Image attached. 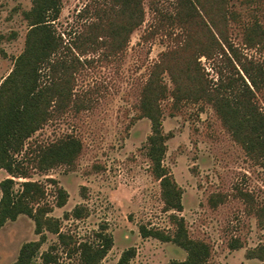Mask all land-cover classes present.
Returning <instances> with one entry per match:
<instances>
[{
  "label": "rangeland",
  "instance_id": "374dc122",
  "mask_svg": "<svg viewBox=\"0 0 264 264\" xmlns=\"http://www.w3.org/2000/svg\"><path fill=\"white\" fill-rule=\"evenodd\" d=\"M105 1L61 0L53 28L70 43L82 24L93 19L95 7ZM142 6L144 22L132 32L121 54L107 59L87 56L94 62L81 69L74 89L80 97L87 92V108L79 113L68 111L25 143L27 153L29 145L72 134L83 145L74 166L32 170L29 179L46 185L48 201H53V187L46 184L47 179L67 192L66 204L50 214L61 220L63 232L89 241L101 227L106 228L113 247L100 264H116L122 251L130 247L135 256L129 264L185 260L186 252L175 244L139 235L140 226L172 235L173 213L184 219L191 239L210 245L213 264H264L245 257L246 251L264 245V227L258 226L255 216L256 209L264 207V159L240 146L207 104L184 103L174 111L170 101L161 104L162 132L168 135L162 165L181 188L182 204L180 213L165 210L159 182L146 156L150 122L140 116L138 102L153 64L182 38L176 22L179 0H142ZM31 7L32 0H0V83L24 50L29 26L23 13ZM227 8L234 15L223 29L226 36L243 56L264 67V48L247 47L242 30L243 25L254 24L264 29V0H228ZM199 62L208 78L215 80L210 62L205 58ZM162 76L171 89L168 76ZM257 106L264 111V95H257ZM5 178L7 173L1 170L0 181ZM245 193L250 199L243 197ZM211 197L223 202L212 208ZM77 205L86 208L87 217L64 219ZM37 239L30 218L19 216L7 222L0 230V264L14 262L21 245ZM56 242V236L47 234L41 252ZM230 244L241 247L232 250Z\"/></svg>",
  "mask_w": 264,
  "mask_h": 264
},
{
  "label": "trees",
  "instance_id": "16d2710c",
  "mask_svg": "<svg viewBox=\"0 0 264 264\" xmlns=\"http://www.w3.org/2000/svg\"><path fill=\"white\" fill-rule=\"evenodd\" d=\"M60 2L32 0L31 9L23 13L29 26L24 50L0 83V170L8 175L0 181V229L7 222L26 216L33 221L34 234L38 236L21 245L11 264H100L113 247V238L105 233V227L89 241L63 232L61 220L50 214L66 204L67 192L55 180L47 179L46 184L53 187V201H48L46 185L29 179L32 170L73 167L82 152V142L72 134H64L46 144L29 145L27 153L24 146L35 133L68 111L79 113L87 108V92L82 97L74 93L77 75L94 62L87 56L107 59L121 54L132 32L144 22L145 12L142 0H107L95 7L93 19L83 23L70 43H65L52 24L58 18ZM227 2L179 0L176 22L182 38L153 64L140 91L138 111L149 120L151 130L146 156L151 173L159 182L166 211L180 213L182 204L181 188L162 165L168 139L161 124L164 101L171 102L173 111L184 103L209 105L240 146L264 159V111L257 106V95H264V67L243 56L226 36L223 29L234 15ZM242 28L247 47L264 48V29L255 24ZM200 58L210 62L215 80L204 73ZM163 74L168 76L171 89ZM15 179L24 181L17 183ZM243 197L250 199L247 193ZM209 201L212 208L223 202L212 197ZM87 214L84 206L77 205L63 218L79 221ZM255 216L258 226L264 227V207H258ZM170 222L174 226L172 235L144 226L139 227V235L171 242L186 252L185 260L169 264H213L210 245L191 239L182 217L173 213ZM47 234L56 236L57 242L41 252ZM229 247L234 250L241 245ZM134 256L133 247L125 249L116 264H129ZM245 257L264 262V245L246 251Z\"/></svg>",
  "mask_w": 264,
  "mask_h": 264
},
{
  "label": "crops",
  "instance_id": "0c3cea01",
  "mask_svg": "<svg viewBox=\"0 0 264 264\" xmlns=\"http://www.w3.org/2000/svg\"><path fill=\"white\" fill-rule=\"evenodd\" d=\"M1 171V170H0ZM7 177H8V175H7ZM1 230V229H0Z\"/></svg>",
  "mask_w": 264,
  "mask_h": 264
}]
</instances>
